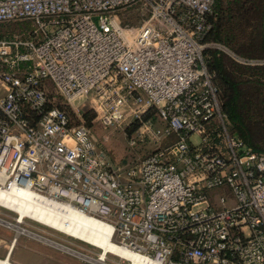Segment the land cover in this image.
Wrapping results in <instances>:
<instances>
[{
    "label": "built area",
    "instance_id": "built-area-1",
    "mask_svg": "<svg viewBox=\"0 0 264 264\" xmlns=\"http://www.w3.org/2000/svg\"><path fill=\"white\" fill-rule=\"evenodd\" d=\"M214 2L0 0V23L32 26L0 38V189L109 224L137 256L111 253L126 264H264V151L230 130L205 61ZM137 3L147 17L122 25ZM49 84L66 105L89 99L104 127L124 106V119L155 109L160 125L146 121L130 145L158 147L112 164Z\"/></svg>",
    "mask_w": 264,
    "mask_h": 264
},
{
    "label": "trees",
    "instance_id": "trees-1",
    "mask_svg": "<svg viewBox=\"0 0 264 264\" xmlns=\"http://www.w3.org/2000/svg\"><path fill=\"white\" fill-rule=\"evenodd\" d=\"M257 12L259 19L255 20ZM209 20L212 25L204 34L203 42H220L244 58L258 54L264 56V0H215ZM25 21L27 27L20 36L23 39L31 37L30 21ZM258 33L262 35L261 54L253 47V38ZM0 38L11 39L14 36L0 35ZM204 53H208L205 61L215 75L214 81L219 87L221 106L227 113L230 130L253 150L264 151V67L244 64L215 47L208 46ZM153 112L155 109H151L142 120L136 119L129 131H134ZM83 114L88 121L96 117L94 112L91 116L87 112Z\"/></svg>",
    "mask_w": 264,
    "mask_h": 264
},
{
    "label": "rangeland",
    "instance_id": "rangeland-1",
    "mask_svg": "<svg viewBox=\"0 0 264 264\" xmlns=\"http://www.w3.org/2000/svg\"><path fill=\"white\" fill-rule=\"evenodd\" d=\"M141 8H142V3H137L135 5L120 10L118 14L121 17L122 25L129 27L139 26L148 15V12L142 10ZM257 19H259L258 12L255 20ZM26 27H27V23L25 20L4 22L0 24V35L14 36V37L16 36L21 38L20 36H23L21 33L25 31ZM29 27L30 30L32 31L31 23L29 24ZM31 31H30V36L32 35ZM253 41H254L253 47L257 48L256 52L258 51L261 54L263 48L261 33H258L253 38ZM208 43L210 44L209 45L210 47H215L220 50H223L228 54V56H231L236 60H238L237 58L242 57L239 56L234 51L229 50L220 42H208ZM204 56L207 59L208 53H204ZM245 59L250 61L244 64H254V65L257 64V66L264 67V56L262 55L258 54L253 58H245ZM49 89H50L49 92L50 96L54 97L55 101L60 106L62 105L68 106V111L76 122L84 123L91 129V132L94 135V138L98 146L105 150L112 164H121L124 162L134 163L137 160L145 157L149 153L153 152L158 147V145L152 142L150 139H146L145 141H139L137 142L136 145L133 146L130 145V138L137 133L138 129L146 121L148 120L152 121L154 126L160 125L159 119L157 118L155 112H153V114L150 116L149 119L141 121L140 125L134 131L130 132L129 129L131 130L132 124L138 118L124 119L123 117L126 115L128 109V106H124L119 110L118 112L119 116L115 124L109 127H104L97 120L96 117H93L91 118L90 121H88L86 116H84L83 112H87L89 116L93 115V112L95 113V111L91 107V102L89 99H78L70 106V105H66L67 102L65 101V99L54 91L53 85L49 84ZM169 139H172V137H170ZM167 143L168 142H166L165 144ZM20 213L21 212L19 210H13L10 208L0 206V217L3 219L0 220V223L6 225H10L9 223H11L10 226H13L14 223H17L16 219L18 214ZM28 216L39 222L37 221L35 222V220L29 219ZM24 217H28V218H25V221L21 222L20 225L23 228L38 234V236L36 235L33 236V234L20 232L17 230L19 235L16 238H19L20 236L21 238L20 240H31L32 244L35 246H40V245L45 246L47 248L48 254H51L52 256H56V260L59 264H98V263H95L94 261L87 259V257L78 255L76 253H72L71 251L53 245L51 241L57 242L74 250H77L80 253L86 254L94 259L97 260L102 259V261L104 263L106 262L107 264L108 263L126 264V262H123L118 256L111 253L107 254L106 250H104V248L102 247L105 246L103 244L99 243L101 247L92 245L88 240L84 239L85 238L84 236L74 235L72 234V232L68 231L67 229H64L60 226H56L53 223L43 220L41 218H34L31 215H27V214ZM113 250L117 251V249H113ZM16 254L18 256L26 257L28 259H31L32 257L31 254L22 251L21 248L17 249Z\"/></svg>",
    "mask_w": 264,
    "mask_h": 264
},
{
    "label": "bare ground",
    "instance_id": "bare-ground-1",
    "mask_svg": "<svg viewBox=\"0 0 264 264\" xmlns=\"http://www.w3.org/2000/svg\"><path fill=\"white\" fill-rule=\"evenodd\" d=\"M0 203H2L7 208L19 210L21 212L17 216V223H14L13 225V227L20 232H25L28 234H33V236H38V234L31 232L20 225L21 222L25 221V218L29 217V219L35 220L30 216L24 217L27 214L31 215L34 218H41L43 220L53 223L56 226H60L64 229H67L74 235H82L85 237L83 238L88 240L92 245L101 247L100 244H103L107 246H102L104 250H106L107 254L109 252L119 254L121 256L132 258L134 261H136L137 259V256L133 252L127 251L124 248H119L117 247V245H115V243L111 239L112 227L109 224L103 222L100 219L83 215L82 213L68 207L65 204H55L54 206H52L47 203H44L39 198L35 197L33 193L30 192L28 189H20L13 191H6L4 189H0ZM36 221L37 220H35V222ZM9 224L11 225V223ZM51 243L68 251H71L72 253L87 257V259H90L95 263L107 264L106 262L104 263L102 259H94L86 254L80 253L77 250L59 244L57 242L51 241ZM113 249H117V251ZM119 251L124 255L121 254ZM0 264L12 263L9 262L6 258H4L0 259Z\"/></svg>",
    "mask_w": 264,
    "mask_h": 264
},
{
    "label": "crops",
    "instance_id": "crops-1",
    "mask_svg": "<svg viewBox=\"0 0 264 264\" xmlns=\"http://www.w3.org/2000/svg\"><path fill=\"white\" fill-rule=\"evenodd\" d=\"M18 235L13 226L0 223V259L6 258L12 264H59L56 256L48 254L45 246H35L31 240H20V236L16 238ZM19 248L31 254V259L18 256L16 251Z\"/></svg>",
    "mask_w": 264,
    "mask_h": 264
},
{
    "label": "water",
    "instance_id": "water-1",
    "mask_svg": "<svg viewBox=\"0 0 264 264\" xmlns=\"http://www.w3.org/2000/svg\"><path fill=\"white\" fill-rule=\"evenodd\" d=\"M8 260V259H7Z\"/></svg>",
    "mask_w": 264,
    "mask_h": 264
}]
</instances>
